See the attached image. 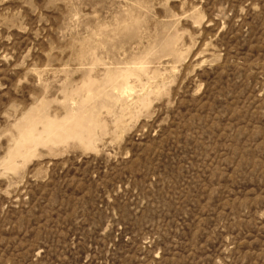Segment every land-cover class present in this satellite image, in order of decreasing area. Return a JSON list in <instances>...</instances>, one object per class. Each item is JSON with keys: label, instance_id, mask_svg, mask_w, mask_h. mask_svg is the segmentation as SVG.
Instances as JSON below:
<instances>
[{"label": "rangeland", "instance_id": "rangeland-1", "mask_svg": "<svg viewBox=\"0 0 264 264\" xmlns=\"http://www.w3.org/2000/svg\"><path fill=\"white\" fill-rule=\"evenodd\" d=\"M0 264H264V0H0Z\"/></svg>", "mask_w": 264, "mask_h": 264}]
</instances>
